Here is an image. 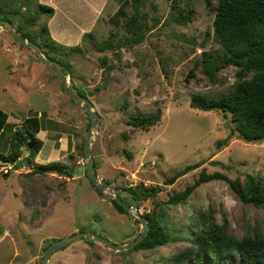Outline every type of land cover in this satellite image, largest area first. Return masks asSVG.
I'll use <instances>...</instances> for the list:
<instances>
[{
  "label": "rangeland",
  "instance_id": "obj_1",
  "mask_svg": "<svg viewBox=\"0 0 264 264\" xmlns=\"http://www.w3.org/2000/svg\"><path fill=\"white\" fill-rule=\"evenodd\" d=\"M152 2L156 9H147L159 19L158 24L142 43L128 47L122 43L123 30H117L112 20L118 9L130 12L127 0H0L1 14L21 6L22 13L29 8L32 14L38 4L54 9L52 18L41 16L34 28L47 23L57 43L82 49L78 56L62 54L61 58L72 64L71 84L86 95L99 117L91 143L92 157L101 161L96 175L119 189L140 183L156 185L158 195L138 204V213L161 209L162 221L170 231L168 244L148 251L115 252L97 243L74 242L52 254L48 264H170L174 255L191 245L195 219L203 212H209L213 222L231 236L240 238L256 229L264 236V207L242 203L224 181L203 183L186 202L165 205L172 194L192 184L202 169L208 174L224 173L242 183L247 176L264 182V139L253 143L233 135L226 146L217 149V142L229 136L230 118L190 107L193 95L218 98L229 94L235 82L238 69L234 66L217 73L223 83L212 84L201 72V52L221 51L212 33L214 14L201 0H189L186 3L194 10L193 18L180 25L169 18V2ZM115 32L118 36L113 40L120 39L119 47L113 52L99 51L101 43ZM0 110L9 117L0 137L1 154L9 150L12 127L17 129L26 118L38 117L48 136L39 135L45 145L36 161L60 162L73 175L27 176L28 168L14 170L8 177L0 172V185L28 187L23 192L25 213L12 221L7 211L0 213V264H39L49 244L78 233H93L114 245L137 237L141 232L137 219L131 213L117 212L111 203L116 195L97 192L85 175L77 147L90 126L87 113L63 92L60 79L32 50L2 29ZM157 111L160 122L147 132L135 131L127 124L130 116ZM49 149L56 151L51 162L44 159ZM197 165L181 175L185 167ZM176 176L172 184H166ZM14 190L21 193L20 188ZM13 202L7 209H20L17 200ZM32 209L35 212L29 223Z\"/></svg>",
  "mask_w": 264,
  "mask_h": 264
},
{
  "label": "trees",
  "instance_id": "obj_2",
  "mask_svg": "<svg viewBox=\"0 0 264 264\" xmlns=\"http://www.w3.org/2000/svg\"><path fill=\"white\" fill-rule=\"evenodd\" d=\"M127 1L130 12H127L126 9H118L112 20L117 30H123L125 34L121 38L122 43L125 46L133 47L145 40L149 31L158 24L159 19L151 16L147 9L148 6L152 10L156 9L153 0ZM166 1L170 4L169 18L171 21L185 25L192 20L194 10L187 5L186 2L189 0ZM201 1L205 8L214 14L213 38L221 46V51L215 54L201 52V72L210 83L215 84L223 83V80L220 81L217 76L220 70L229 66H234L238 70L235 73L233 89L229 94L218 98H209L197 93L191 97L190 107L203 112H221L224 117L230 118L229 136L223 141L217 142V149L226 146L233 135L246 142L261 141L264 139V0ZM21 7L7 10L2 14L0 9V20L9 22L18 33L38 45L43 55L62 65L71 78L72 64L61 58V55L75 57L81 53L82 49L57 43L52 39L47 23L38 29L34 28L41 16L52 18L54 9L38 4L36 11L31 14L29 8L25 9L28 13H22ZM117 34V32L111 33L110 38L101 43L99 51L113 52L117 49L120 39L113 40L115 36H118ZM205 36L209 38L210 32L207 31ZM101 62L106 66L105 58ZM192 74L193 71H190L191 76ZM74 88L76 87L74 86ZM97 90L96 88L93 92ZM78 92L87 98L80 90ZM123 109H126V102L123 103ZM8 118V115L0 110V137L8 124ZM160 119L161 113L157 111L149 116H130L127 124L135 131L147 132L157 125ZM42 127L38 117L26 118L21 127L17 129L12 127L8 143L9 150L4 154L0 153V161L13 164V170L26 166L29 169V172L26 173L27 176L56 173L60 177L72 178V171L65 164L60 162L35 163L43 146V141L37 137V133L42 130ZM82 148L83 143L77 147L83 158ZM25 151L28 152L26 156L24 155ZM92 160L96 173L101 161L97 157H92ZM22 162L24 165L21 164ZM199 166H187L181 171V175L184 176ZM10 173L2 174L4 177H8ZM177 176L165 181L166 184H172ZM213 180L226 182L242 203L264 207V182L247 176L242 183L239 179H230L221 172L208 174L204 169L200 171L192 184L185 186L182 191L172 194L165 205L186 202L198 186ZM125 189L133 195L139 205L143 201L156 198L159 193V188L156 185L145 186L142 183L135 187H125ZM98 195L102 194L98 193ZM111 203L117 212L129 214L113 199H111ZM142 217L148 224V232L144 239L133 248L134 250H153L170 242V231L162 221L163 212L161 209L153 210ZM190 236L191 245L174 255L170 264H264V236L258 229L252 234L237 238L229 235L224 227L215 224L209 212H203L196 217Z\"/></svg>",
  "mask_w": 264,
  "mask_h": 264
},
{
  "label": "water",
  "instance_id": "obj_3",
  "mask_svg": "<svg viewBox=\"0 0 264 264\" xmlns=\"http://www.w3.org/2000/svg\"><path fill=\"white\" fill-rule=\"evenodd\" d=\"M7 31L11 37L22 47L26 49H30L37 56L38 61L51 70L61 81L63 92L77 105H80L85 112L87 113L90 126L87 130L86 136L83 140V160H84V171L86 177L89 179L91 185L97 192H112L116 195V197L112 196V199L127 212L131 213L137 221L141 225V232L137 235V237L130 243L114 245L109 241L94 235L93 233H78L70 235L66 238L56 240L49 244L43 251V257L39 264H48L49 258L52 254H54L59 249H62L74 242H86V243H97L106 247L107 249L115 252L126 251L129 249H133L136 247L147 235L148 232V224L145 219L138 213V203L133 197V195L125 189H119L112 183L106 182L105 180L99 178L93 168V160L91 155V143L92 137L95 135L99 128V117L96 112L93 110L92 103L78 92L76 88L71 84L69 80V75L67 71L64 69L62 65H60L57 61L46 58L41 48L35 43L27 40L23 35L18 33L14 27L7 21L0 20V30ZM23 148V147H22ZM28 152L25 151V155ZM79 171H82V168H79ZM76 173V171H75Z\"/></svg>",
  "mask_w": 264,
  "mask_h": 264
},
{
  "label": "crops",
  "instance_id": "obj_4",
  "mask_svg": "<svg viewBox=\"0 0 264 264\" xmlns=\"http://www.w3.org/2000/svg\"><path fill=\"white\" fill-rule=\"evenodd\" d=\"M54 5V3H52ZM55 6V5H54ZM50 26V24H49ZM39 135H43V136H48V133L46 134L45 131L43 130H40L38 133H37V137L39 139H41L39 137ZM55 144V143H54ZM45 145V142L43 141V146L42 148L44 147ZM41 148V150H42ZM63 145L62 144H59V150L62 151L63 150ZM41 150L40 152L38 153L36 159H35V163L39 164L36 160L37 158L39 157V154L41 153ZM55 150H50L49 149V152L48 154L46 155V157H44L45 161H53L54 158H55ZM22 168H27L26 166L22 167ZM19 170H22L21 168ZM29 171V170H28ZM11 184L9 185H0V213H3L5 211H7L8 213V216H9V219L10 221L13 220V218H16L20 216V214L22 212L25 213V211H22L23 208H24V199L23 198H26L24 195H23V192L26 190V188H28L27 186H10ZM15 188H20L21 190V193H19L18 195L15 194ZM17 200V202L20 204V209H17V208H14V209H11V210H8L7 207H8V204L9 203H15L13 201ZM35 212V210L32 209V211L30 212V214L27 216L28 217V222H32V217H33V213Z\"/></svg>",
  "mask_w": 264,
  "mask_h": 264
},
{
  "label": "built area",
  "instance_id": "obj_5",
  "mask_svg": "<svg viewBox=\"0 0 264 264\" xmlns=\"http://www.w3.org/2000/svg\"><path fill=\"white\" fill-rule=\"evenodd\" d=\"M0 166H1V171L3 174H7L9 172H14V165L13 164H6V163H1L0 162Z\"/></svg>",
  "mask_w": 264,
  "mask_h": 264
},
{
  "label": "clouds",
  "instance_id": "obj_6",
  "mask_svg": "<svg viewBox=\"0 0 264 264\" xmlns=\"http://www.w3.org/2000/svg\"><path fill=\"white\" fill-rule=\"evenodd\" d=\"M142 230V229H141Z\"/></svg>",
  "mask_w": 264,
  "mask_h": 264
}]
</instances>
